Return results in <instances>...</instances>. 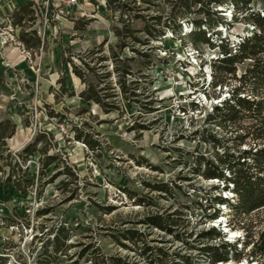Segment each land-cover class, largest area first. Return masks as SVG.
Instances as JSON below:
<instances>
[{
    "label": "rangeland",
    "instance_id": "rangeland-1",
    "mask_svg": "<svg viewBox=\"0 0 264 264\" xmlns=\"http://www.w3.org/2000/svg\"><path fill=\"white\" fill-rule=\"evenodd\" d=\"M121 3L120 12L106 0L73 7L42 1L19 21L12 12L0 16V120L16 125L0 143V180L16 160L15 176L25 172L34 181L25 193L0 185V264H111L117 256L129 264H217L200 249L225 240L238 253L228 247V262L220 264H264L253 252L264 250V207L244 212L238 223L233 207L206 201L221 194L236 204L237 195L202 176L224 151L249 148L253 141L244 135L257 121L244 116L237 129L215 118L214 105L239 86L218 71L216 32L234 54L257 28L232 5L211 4L213 25L200 28L211 33L212 48L189 33L192 19L202 17L198 4L189 13L177 0ZM250 6L264 15L261 0ZM115 29L128 43L121 50ZM250 63H236V78ZM73 65L96 85L104 106L80 96L85 83ZM213 80L225 83L212 88ZM32 143L36 150L22 153ZM47 157L52 162L42 170ZM213 207L226 227L216 229L219 237H200L214 227ZM154 214L171 232L147 220Z\"/></svg>",
    "mask_w": 264,
    "mask_h": 264
},
{
    "label": "trees",
    "instance_id": "trees-1",
    "mask_svg": "<svg viewBox=\"0 0 264 264\" xmlns=\"http://www.w3.org/2000/svg\"><path fill=\"white\" fill-rule=\"evenodd\" d=\"M179 4L191 13L190 8L194 4H198L199 7L196 13L202 14L201 18H194L191 21L192 26L189 32L192 36L194 42L200 41L209 44L212 48L215 47L216 43L210 42V34L206 37V28L201 29V25H208L209 28L212 27L214 18L212 15L215 13L211 11L209 6L211 4H217L221 7H229L232 5L234 13H245L242 18L245 20H250L253 25L257 28L256 32L251 35L244 37L237 44V50L234 54H231L227 48L229 45V40L226 37H221V31L217 30L216 38L219 41L217 46L219 47L221 57H217L215 61L219 62L218 71L222 73L223 79H236L239 81V86H235L232 90V94L229 98H226L221 102V104L214 105L213 109L216 112L215 118H218L223 123H231L236 126L237 129L241 128L239 126V121L244 116L252 117L257 119L246 131L245 137L250 136L252 145L249 148L244 149L239 153H233L224 151L221 155H216V163H211L202 172V176L206 179L216 178L218 181L222 180L225 184L220 188L221 192L226 190L233 191L237 195V203L234 204L230 202V197L222 196L221 194L214 195L213 197L208 196L206 201L211 200L213 206L216 205H228L233 207L237 211L238 223L242 222V214L250 213L255 210H259L264 207V15H260L259 12L249 11L251 9L250 3L252 0H177ZM264 4V0H261ZM35 2H27L20 5L17 9L12 11L11 17L20 20L21 16L18 15L20 12H25V10L34 4ZM121 0H106V7L112 11H120L125 7ZM223 10V9H222ZM225 11V10H224ZM236 11V12H235ZM183 14V13H182ZM224 16V15H223ZM234 16V15H233ZM232 17V16H231ZM221 18V17H220ZM237 17H235L236 19ZM221 25L228 26V23L220 22ZM115 34L118 38V48L121 50L128 45L124 41L123 35H121L118 29H115ZM23 38V37H22ZM24 39V38H23ZM245 59H250L251 63L246 67L244 72L236 78V63L243 62ZM87 66V63L84 64ZM74 74L85 83V88L81 92L80 96L86 101H94L100 106L105 104L99 96V91L96 89L91 81H87L85 78V72L73 65ZM216 71V70H215ZM127 73H130L127 71ZM216 75L214 74V77ZM225 81V80H224ZM222 81H212L211 87L215 88L217 85L222 86L224 82ZM99 90V89H98ZM242 94V95H241ZM196 106V104H192ZM108 108V109H107ZM111 107H106V110H110ZM238 123V124H237ZM15 123L9 119L0 120V143H4L6 138L11 137L15 132ZM250 130V131H249ZM252 130V131H251ZM36 149L34 148V143L24 147L23 152L26 155H31ZM22 153L18 156H22ZM10 152L6 156H10ZM5 157L0 154V160ZM48 161L42 163V170L46 168L52 161L50 157H47ZM6 165H12L11 163H4ZM3 164L0 162V173H2ZM14 167L20 170L19 163L15 160L12 172L8 173L7 176L0 180L1 184L12 183L14 187L21 193H25L34 184L32 178H28L25 172L19 177L15 176ZM228 170V175H224L223 170ZM14 176V177H13ZM232 184L229 188L228 184ZM159 190L163 189L158 187ZM214 208V214L208 215L209 218H217L221 209L218 207ZM149 222L154 227L162 230L171 232L167 225V220L163 218L160 214L150 215L148 217ZM230 224V223H228ZM244 224V223H243ZM217 228L210 227L209 229L203 231L200 237L211 239L213 237H219V231ZM129 233H134V230H126ZM264 236V230L261 236ZM264 241H262L263 243ZM234 244L228 241L222 242L218 246L205 245L201 247V251L207 256L209 262L218 263L225 262L228 259V247H234ZM57 252H62L60 247H55ZM236 253L238 251L234 247ZM259 250L261 255H264L263 247H258L254 249V253ZM84 253L82 252V255ZM111 264H129V262L122 261L121 257H111ZM45 261L41 260L40 263L43 264ZM47 262V261H46Z\"/></svg>",
    "mask_w": 264,
    "mask_h": 264
},
{
    "label": "crops",
    "instance_id": "crops-1",
    "mask_svg": "<svg viewBox=\"0 0 264 264\" xmlns=\"http://www.w3.org/2000/svg\"><path fill=\"white\" fill-rule=\"evenodd\" d=\"M30 1L37 2L39 0H0V16L11 13L15 9H17L20 5H23ZM0 185L2 184L0 183Z\"/></svg>",
    "mask_w": 264,
    "mask_h": 264
},
{
    "label": "built area",
    "instance_id": "built-area-1",
    "mask_svg": "<svg viewBox=\"0 0 264 264\" xmlns=\"http://www.w3.org/2000/svg\"><path fill=\"white\" fill-rule=\"evenodd\" d=\"M45 2L47 5L51 2L53 6H59L60 3H65L67 6H73L78 4V0H39L37 2Z\"/></svg>",
    "mask_w": 264,
    "mask_h": 264
},
{
    "label": "bare ground",
    "instance_id": "bare-ground-1",
    "mask_svg": "<svg viewBox=\"0 0 264 264\" xmlns=\"http://www.w3.org/2000/svg\"><path fill=\"white\" fill-rule=\"evenodd\" d=\"M221 220V219H220ZM226 262H228V261H225V262H223V263H226Z\"/></svg>",
    "mask_w": 264,
    "mask_h": 264
}]
</instances>
